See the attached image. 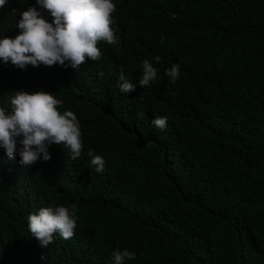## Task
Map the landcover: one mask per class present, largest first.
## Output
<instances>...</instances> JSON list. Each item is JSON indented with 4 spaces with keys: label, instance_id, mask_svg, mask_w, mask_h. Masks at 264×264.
<instances>
[{
    "label": "trees",
    "instance_id": "1",
    "mask_svg": "<svg viewBox=\"0 0 264 264\" xmlns=\"http://www.w3.org/2000/svg\"><path fill=\"white\" fill-rule=\"evenodd\" d=\"M115 2L119 44L98 42L100 60L76 71L0 62V107L16 90L53 94L77 116L85 152L24 167L0 148V264H114L117 248L136 253L125 264H264V0ZM34 4L7 0L0 38L17 35L18 13ZM139 11L160 79L123 94L121 66L134 83L142 74L125 48ZM173 64L175 84L164 75ZM72 203L74 237L41 248L28 215Z\"/></svg>",
    "mask_w": 264,
    "mask_h": 264
},
{
    "label": "clouds",
    "instance_id": "2",
    "mask_svg": "<svg viewBox=\"0 0 264 264\" xmlns=\"http://www.w3.org/2000/svg\"><path fill=\"white\" fill-rule=\"evenodd\" d=\"M6 2L0 0V12ZM116 4L115 0H35L34 5L18 13L15 24L20 30L18 34L0 38V62L22 70L28 65L42 64L64 69L71 67L76 71L86 63V58L98 61L102 55L98 42L119 44V34H115L113 27ZM12 11L16 13L15 9ZM139 12L141 17L127 36L125 48L139 55L142 74L134 83L121 66L118 88L123 94L134 93L137 87H150L160 79L158 69L145 58V52L153 43L151 21ZM153 59L160 62L161 57L156 55ZM98 75L103 77L104 73ZM164 75L175 84L180 65L166 68ZM58 106H62V101L42 89L16 90L8 98L6 105L0 107V148L8 158L19 156L22 166L32 167L53 161L62 149H67L73 160L85 155L77 116L69 110L59 111ZM167 122V117L160 116L152 121L161 130L167 127ZM86 155L94 171L102 173L105 168L103 156L92 149H88ZM77 210L76 203L41 207L28 215V230L41 248H47L56 234L61 239H71L77 228ZM111 256L114 264H125L127 260H134L136 253L117 248ZM41 259H45L44 255Z\"/></svg>",
    "mask_w": 264,
    "mask_h": 264
}]
</instances>
